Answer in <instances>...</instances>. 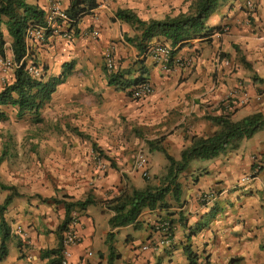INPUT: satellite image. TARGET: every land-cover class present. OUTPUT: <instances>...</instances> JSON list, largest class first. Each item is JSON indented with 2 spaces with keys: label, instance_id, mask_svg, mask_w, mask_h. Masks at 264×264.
<instances>
[{
  "label": "crops",
  "instance_id": "obj_1",
  "mask_svg": "<svg viewBox=\"0 0 264 264\" xmlns=\"http://www.w3.org/2000/svg\"><path fill=\"white\" fill-rule=\"evenodd\" d=\"M51 1L29 0L45 11ZM71 1L63 0L62 8L66 10ZM191 1L97 0L98 7L78 24L77 35L68 39L52 34L32 49L29 59L43 68L45 79L61 78L44 114L46 145L61 162L52 170L64 180L61 192L46 194L51 200L29 202L18 197L9 206L5 217L10 226L19 223L29 235L28 245L11 235L6 255H12V264H49L53 257L44 252L60 246L58 229L66 218L65 201L89 195L102 201L123 188L159 186L168 161L148 142L162 139L168 153L179 160L194 137L211 136L217 130L208 116L231 113L234 121L257 112L264 116V0H256L248 19L243 0H221L206 24L213 34L176 51L168 69L125 40L135 31L117 19L118 11L130 10L144 21L161 20L186 12ZM4 30L6 55L11 57L12 40ZM93 31H98L97 37ZM161 42L153 41L154 45ZM111 46L119 70H130L126 80L141 76L152 84L149 97L135 100L128 95L132 86L117 90L109 84L104 55ZM12 76L5 77L0 66V83L5 79L9 83ZM230 93H234L231 111L224 104ZM140 151L147 157L148 180L135 169ZM96 157L108 166L102 180L95 178ZM210 160L209 166L192 161L178 178L180 200L170 193L169 207L144 210L137 228L131 224L112 229L109 220L114 213L103 202L74 210L80 241L70 249L71 263L109 264L108 234L113 232V264H191L188 251L195 256L194 264H264V173L256 172L247 187L235 184L240 173L250 174L256 165L264 171V127L237 148ZM205 194L212 196L203 199ZM163 221L172 223L170 242L143 250L161 241ZM131 229H138V235ZM136 238L141 246H133Z\"/></svg>",
  "mask_w": 264,
  "mask_h": 264
},
{
  "label": "trees",
  "instance_id": "obj_2",
  "mask_svg": "<svg viewBox=\"0 0 264 264\" xmlns=\"http://www.w3.org/2000/svg\"><path fill=\"white\" fill-rule=\"evenodd\" d=\"M221 0H192L186 12L176 16H167L161 20L144 21L130 10H120L117 19L131 25L135 34L126 36V41L135 45L140 53H149L154 45V40H162L173 47L172 55L176 51L189 45L193 40L202 39L213 34V30L207 29L206 24L209 17L216 11ZM98 7L97 0H72L70 6L65 10L69 21L65 24L59 22L60 27L73 35L79 31L77 26L80 21ZM32 25L46 26V12L37 4L29 0H0V55L6 57V35L5 30L11 37V50L17 65L12 80L4 84L0 90V107L11 106L16 109L18 119H23L28 114L33 115L35 120L41 122V114L46 102L56 91L61 78L45 79L33 77L28 71L27 57H32L29 52L26 36L27 30ZM53 34V30L47 32V37ZM34 60V59H33ZM130 70H117L109 74V84L116 86L117 90L149 82L143 77L134 80H126ZM125 79V81H123ZM264 82V80H261ZM131 95V92H128ZM6 117L5 112L0 109V119ZM207 119L213 123L217 130L211 136L194 137L191 145L186 147L180 156L175 159L161 144V140L148 142L150 149L163 153L168 161L167 174L160 179V185H147L142 189L135 187L123 188L119 193L107 200L99 201L93 195L84 200L72 203L65 201L66 218L59 227L61 234L60 246L55 249L46 250L44 255L53 257L49 264H61L60 259L63 250V233L71 221L74 210H86L91 205L100 202L105 203L114 215L109 220L112 229L133 224L138 225V219L144 210L156 208H168L166 199L170 193L179 201L181 187L178 183L179 175L185 171L194 160H210L219 156L228 148H237L243 140L252 138L264 127V116L261 112L254 113L239 121H234L231 113L216 116H208ZM0 158V166H1ZM148 180V178H145ZM1 190L8 191L7 196L0 203V251L1 256L7 253V242L12 235L11 226L5 214L15 198L21 197V193L14 185H0ZM66 198V197H65ZM46 201V199H44ZM54 202L56 199H52ZM169 225L173 229L170 221ZM173 234V233H172ZM114 233L108 234L110 248L109 264H113L114 248L112 238ZM191 264H194L195 256L188 251Z\"/></svg>",
  "mask_w": 264,
  "mask_h": 264
},
{
  "label": "rangeland",
  "instance_id": "obj_3",
  "mask_svg": "<svg viewBox=\"0 0 264 264\" xmlns=\"http://www.w3.org/2000/svg\"><path fill=\"white\" fill-rule=\"evenodd\" d=\"M243 1L245 2L246 0ZM62 32L53 34L63 35ZM8 37L9 35H7V38ZM8 48L9 47L6 46V49ZM69 70L70 68H66L67 72ZM5 83H7V80L0 83V90L3 89ZM1 109L5 112L6 117L0 119V158L2 161L0 166V185H14L21 193V197H24V199L29 202L37 198L42 200L43 197L45 199L47 198L46 201L51 200L48 199L49 197L46 196V194L50 191H54L56 194L61 192L63 189L62 181L64 179L59 177V172L52 170L56 164H61V162L56 161L60 156L56 159L51 156L52 154L56 156V153L51 154L50 146L46 145L45 142L46 138H48V136H46V132L48 131H46L45 126L46 120L44 109L41 114V122L36 121L35 117L30 114L23 119H18L16 109L11 106L1 107ZM231 149L232 148H228L227 151L222 152L220 155L225 154ZM260 160L261 157L256 158V161L259 162ZM211 162V160H195L194 163H197L200 166H209ZM98 168V164H96L97 170L95 178L97 180H102L107 173L100 171ZM256 172H259V175L264 173V171L258 169L257 165L253 167L250 173L256 175ZM242 174L243 173H240L238 177H236L238 179H236L235 183L236 186L240 188L247 187L252 183V181L249 183H242V178L248 175L246 174L242 176ZM140 180H142V178H140ZM7 194L8 191L0 189V203L3 202ZM53 199H55V197ZM90 209H93V206L90 207ZM9 223L11 222L9 221ZM18 225L19 223L16 222L11 225L12 235H15V228ZM130 231L133 234L138 235V229H131ZM140 241L141 240L136 238L133 246H141ZM8 243L9 242H7V245ZM12 263H14L12 255H9L8 257L7 255L1 256L0 251V264ZM163 264L166 263L163 262Z\"/></svg>",
  "mask_w": 264,
  "mask_h": 264
},
{
  "label": "built area",
  "instance_id": "obj_4",
  "mask_svg": "<svg viewBox=\"0 0 264 264\" xmlns=\"http://www.w3.org/2000/svg\"><path fill=\"white\" fill-rule=\"evenodd\" d=\"M62 1L63 0H52L51 5L49 9H47L46 12V26H38V25H32L29 27L27 30V36H26V42L27 46L29 49V52H32V49L38 45H42L45 43L48 39L47 37V32L50 31V29L53 30V33H63V36L71 39L72 38V33L68 32L67 30H63V27L59 26V22L67 23L69 21L65 10L62 8ZM109 0H106V2ZM104 4H106L104 2ZM257 5L256 0H246L243 10H245L246 13V18L248 19L249 16L253 15L255 12ZM93 37L98 36V31H93L92 32ZM173 47L169 43H157L153 45L149 53L152 55L154 60L163 66L164 69H168V65L171 61L172 58V52H173ZM30 57H27L28 61V71L30 74L35 77V78H41L43 74V68L38 66L36 63H34ZM104 63L106 66V69L109 74L116 72L119 69V66L117 64L116 60V50L114 46H111L105 53L104 55ZM179 65L182 66L184 65L183 61ZM0 66H1V71L5 75L11 74V76L14 74L15 69L17 67L13 57H2L0 55ZM8 77V76H7ZM13 77V76H12ZM6 81V79H5ZM4 81V82H5ZM8 82V80H7ZM131 92V97L135 100H143L149 97L153 92L154 88L150 82H145L141 83L135 86H132L131 89L129 90ZM234 93H230V95L224 100V104L227 107V110L231 111L234 107L233 103V96ZM96 162L98 164L99 170L102 172H105L108 168L106 162L103 161L102 158L96 157ZM147 157L146 154H144L142 151L138 152L136 160H135V169L142 174L144 178H149V173L147 170ZM254 177V174H248L244 178H242L241 182L242 183H247L249 182L252 178ZM211 194H205L203 195V199L206 198H211ZM79 216L76 211H74L71 215V221L68 224V227L66 231L63 233V250H62V255L60 259L61 264H72L71 263V256L72 253L70 251L71 247L75 246L76 244L79 243L80 237L77 232V226L79 224ZM161 230H163V237L160 242H154L149 245H145L143 250H155L158 245L163 244L166 245L170 242L172 238V230L170 228L169 222L163 221L161 222L160 225ZM15 234L20 237V239L23 241L24 244L29 243V235L28 231L21 226L18 225L15 228ZM159 243V244H158ZM158 244V245H157ZM85 264V263H81ZM204 264V263H201Z\"/></svg>",
  "mask_w": 264,
  "mask_h": 264
}]
</instances>
